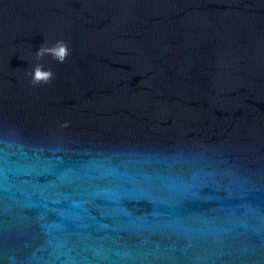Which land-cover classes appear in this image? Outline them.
Masks as SVG:
<instances>
[{
  "label": "water",
  "instance_id": "95a60500",
  "mask_svg": "<svg viewBox=\"0 0 264 264\" xmlns=\"http://www.w3.org/2000/svg\"><path fill=\"white\" fill-rule=\"evenodd\" d=\"M0 264H264V0H0Z\"/></svg>",
  "mask_w": 264,
  "mask_h": 264
},
{
  "label": "clouds",
  "instance_id": "9594fccd",
  "mask_svg": "<svg viewBox=\"0 0 264 264\" xmlns=\"http://www.w3.org/2000/svg\"><path fill=\"white\" fill-rule=\"evenodd\" d=\"M71 51L69 42L63 39L57 40L54 45H43L37 49L36 56L38 59L43 58L46 54H51L54 59L64 62ZM55 73L52 68H45L42 63H37L31 72L32 83L51 82Z\"/></svg>",
  "mask_w": 264,
  "mask_h": 264
}]
</instances>
